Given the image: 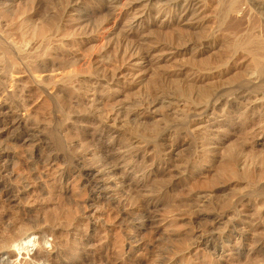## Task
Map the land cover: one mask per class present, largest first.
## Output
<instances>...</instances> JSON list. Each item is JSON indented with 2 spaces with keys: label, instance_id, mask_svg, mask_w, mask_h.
<instances>
[{
  "label": "bare ground",
  "instance_id": "obj_1",
  "mask_svg": "<svg viewBox=\"0 0 264 264\" xmlns=\"http://www.w3.org/2000/svg\"><path fill=\"white\" fill-rule=\"evenodd\" d=\"M13 2L14 0H0V26H3L6 12L15 13ZM61 3L60 13L52 11V24L48 20L37 21L35 10L21 20L23 28L19 39L11 35L9 43L14 53V55L10 53V56H13L10 58L11 70L5 71L0 61V136L12 134L14 144L29 147L27 152L31 153L29 157L31 161H41L44 152H47L43 164L48 169L60 165L58 163L66 158L63 152L55 151L50 138L44 134V123L33 115L34 111L28 104L29 99L25 97V88L20 89L17 85L14 89L8 88L10 82L18 83L13 76L20 71L31 80L33 87H37L42 95L50 96L62 103L69 99L78 108L85 107L87 112L90 109L91 113L87 117L68 115L67 120L63 121L66 142L72 149L82 146L78 141L68 140L71 133L69 129L89 128L93 130L92 135L97 139L93 140L98 141L100 146L98 145L96 150L85 146V149L76 151L72 166L68 163L60 166L59 180L63 183L74 178L89 190L86 204L91 208L93 217L98 211L97 204L108 198L112 200L116 197L114 195L116 192L126 188L131 190L133 187L145 188L147 182L158 175L169 176L172 179L188 173L193 164L184 160L182 151L190 145V135L195 138L208 131L213 134L215 129L221 127L226 129L233 127L236 121L241 122L243 117L258 108L264 116V98L261 97L264 96V0H63ZM91 4H97L99 10L90 13L91 17L87 16L85 21L83 16H80L84 23H79L74 14L80 13L81 8ZM117 9L119 13L115 16ZM208 14L212 16L211 21L207 19ZM113 17H117L118 24L107 33V27ZM206 19L208 23L204 22ZM72 21L78 23L69 27L68 23ZM192 22L196 25L191 26ZM101 32L107 34L102 37ZM79 36H83L84 39L79 40ZM226 36L232 42L230 45L226 44L229 48L224 50L222 46L225 42L222 41ZM102 38L103 51L101 54L94 53L93 45ZM155 45L162 48L156 50ZM113 50L115 51L113 57H116L114 63L111 58L110 61L105 58ZM215 50L218 51L214 53ZM7 51L10 52V48ZM158 51L160 55L171 53L166 61L178 60L180 64L175 70L164 73L159 71L158 86H147L144 97L138 100L134 107L112 104L110 113L106 115L98 113L99 105L105 99H120L125 85L132 88L137 84L138 76L130 67L132 63L135 65L148 63V67L143 69L144 75H152L156 70H160V62H156L159 59ZM7 53H4L5 56ZM208 55L211 56L206 58ZM245 57L252 62L254 71L242 83L243 86L235 89L232 94L220 95V92H217L214 103L204 104L205 106H200L201 104L194 106L190 103L191 97L185 98L197 88L204 89L203 97L210 96L212 88H205L202 83L217 77V74H228L230 67ZM178 84H181L180 88L178 91L174 90L172 86ZM18 91L23 94V99L21 104L15 105L16 103L9 101V98ZM178 96L182 98H177ZM235 104L241 105L237 111L239 114L231 112L230 108ZM187 118L190 121L183 132L176 134L173 127H165L155 135L156 147L151 146L149 141V143L143 141L139 134L140 130H144L151 123L165 125L169 123L168 121L179 122ZM260 136L256 142L264 146V133ZM216 138L217 135L210 137L207 142L211 141L215 145ZM120 139L123 140V145L119 147L117 140ZM3 151L4 149L0 147V196L9 202L12 200L17 202L21 197H16L15 193L20 190L9 189L8 174H5L8 167L5 159H16V155ZM95 152H99L101 157L114 155L113 163L105 164V167L99 165L100 161L99 164L88 165L89 156L95 155ZM229 171L233 176L239 175L236 170ZM14 173L13 171L12 174ZM208 199L204 198L200 206H207ZM152 200L154 199L150 197L146 206L140 209L149 214L151 208L154 210V207L161 203L160 200L154 202ZM261 203L264 204V199ZM16 208L24 209L18 202ZM262 211L264 212V207ZM28 232L13 235L7 242H0V264H51V258H55L56 253L53 255L50 251L51 255L45 248L46 244L42 242L47 234H52L53 237L56 232L52 230L46 233L37 229ZM247 243L235 242L220 246L216 242H199L198 247H202L203 252L216 261L222 262L233 258L234 255L247 259L251 257L257 248H248Z\"/></svg>",
  "mask_w": 264,
  "mask_h": 264
},
{
  "label": "rangeland",
  "instance_id": "obj_2",
  "mask_svg": "<svg viewBox=\"0 0 264 264\" xmlns=\"http://www.w3.org/2000/svg\"><path fill=\"white\" fill-rule=\"evenodd\" d=\"M62 1L14 0L13 12L15 13L6 12L3 17V26H0V58H2L0 61L5 71L11 70L10 58L13 56L11 57L10 53L12 55L14 53L9 42L12 38L11 35L17 40L19 39L23 28L21 20L36 10L37 21L48 20L52 24V11L60 13ZM98 10L97 4H91L81 8L80 13L74 15L76 19L78 18L77 21L82 23L83 18L85 21L87 16L88 18L91 17V14ZM118 13L119 10L117 9L115 16ZM80 16L83 18H79ZM209 16L211 15L208 14L207 19L211 21L212 16ZM207 19L204 22L208 23ZM112 20L107 27V33L111 32L118 24L117 17H113ZM77 21H72L68 23L70 26L68 24L67 26H74L78 23ZM57 22L58 19L56 18L55 23ZM190 25L195 26L196 23L192 22ZM101 33L102 37L107 34ZM79 37V40L84 39L83 36ZM102 42H104L103 38L95 43L96 45H93L94 53L101 54L103 51ZM222 42H225L222 46L225 50L229 48L226 44L230 45L232 40L226 36ZM5 43L8 44L10 52L7 51L9 48ZM157 46H154L156 50L162 48ZM113 51H110L112 57L110 53L105 56L106 60L110 61V58L112 61L114 58L116 60V57H113V55L115 56V51ZM217 51L215 50L214 53ZM4 53H7L6 56ZM157 53L159 54V51ZM170 56L171 53L158 55L159 59L156 62H160V70H156V73L152 75H144L143 69L148 67V63H143V65L132 63L130 67L138 76L137 84H134L132 88L125 85L124 93L120 99H105L99 105L98 113L102 115L110 113L112 104L126 105V107H134L138 104V100L144 97V90L147 86H158L160 83L158 82V74L160 72L175 70L180 64L178 60L177 62L166 61ZM210 56L208 55L206 58ZM251 63L250 59L241 58L239 62L230 67L231 70L228 74H217V77L202 83L205 88H212V96L203 97L204 89L197 88L185 98L191 97L190 103H193L194 106L200 104V106H205L214 103L217 92H220V95L232 94L235 89L243 86L242 83L254 71V66ZM19 73H15L13 76V79L19 84L14 81L10 82L8 88L14 89L16 85L20 89L25 88V97L29 99L28 104L34 111L33 115L37 120L44 123V134L50 138L55 151L63 152L66 155V161L59 162L60 165L48 169L43 164L47 152H44L41 161H31L29 158L31 153L30 151L27 152L29 147L19 143L14 144L12 134L0 136L2 137L0 147L4 149L3 152L16 155V159H5L9 167L6 168L5 174H8L9 189L12 191L20 190V192L15 193V196L21 197L17 198V202L24 207L23 210L18 209L15 200L9 202L5 197L0 196V242H7L8 239L13 238V235L29 233L28 231L32 232L35 229L44 230L46 233L53 230L56 232L55 236L52 237V234H47L48 236L42 242L44 245L46 244L45 248L49 252L52 251L53 255L56 253L55 258H51V264H264V212L262 211L264 204L261 203L264 199V146L258 145L256 142L258 137L264 133V116L260 108L255 109V112L248 113L241 122L236 121L237 123L233 127L227 129L221 127L218 130L215 129L213 134L208 131L195 138L190 135L189 138L193 143H190L182 151L184 160L193 164L188 173L172 179L169 176L158 175V177L148 181L145 188L133 187L131 190L126 188L125 191L116 192L114 193L116 197L113 195L112 200L108 198L97 204L98 211L96 210L97 213H94L93 217L91 208L86 204L89 190L74 178L65 180L63 183L59 180V168L67 163L72 166L75 162L76 151L86 147L96 150L100 146V143L92 135L93 130L91 131L89 128L88 130L69 129L71 133L69 132L68 140L80 142L82 146H78L79 148L72 149L66 142L63 121L67 120L68 115L87 117L91 110L88 109L87 112L85 107L78 108L69 99L66 100L67 105L66 102L63 104L59 100H53L50 96L42 95L37 87H33L31 80L25 74H22L21 71ZM180 85H174L172 88L177 90ZM261 97L264 98V96ZM177 98L182 97L178 96ZM22 99L23 94L18 91L9 98V101L19 105L22 103ZM240 107L241 105L238 104L233 105L230 108L231 112L233 114L238 113ZM80 110L83 111L80 112ZM189 121L190 119L187 118L179 122L168 121L169 123L165 125L151 123L149 128L147 127L148 129L140 130L139 134H141L143 141L150 142L151 146L156 147L155 135L159 134L165 127H173L178 134L187 128ZM61 129H63L62 132ZM145 130L146 132H144ZM148 135L150 136L148 137ZM216 135L215 145L211 141L207 142L210 137H216ZM202 140H206V144ZM117 143L120 147L123 145V140H117ZM156 150L158 151V147ZM95 155L89 156L88 165L100 163L99 165L105 167L107 164L113 163L115 157L114 155H109V158L107 155L101 157L99 152ZM229 170H236L239 175L233 176ZM13 171L14 174H12ZM150 197L154 199L153 202L160 200L161 203L154 207V210L151 208V212L147 214L141 209L146 206ZM204 198L208 199L209 204L201 207L200 204ZM199 242H216L220 246L235 242H248V248L255 247L257 250L248 259L234 255L229 260L218 262L212 256L204 253L202 247H198ZM52 253L50 252L51 255ZM228 254L229 252L226 253V255Z\"/></svg>",
  "mask_w": 264,
  "mask_h": 264
}]
</instances>
